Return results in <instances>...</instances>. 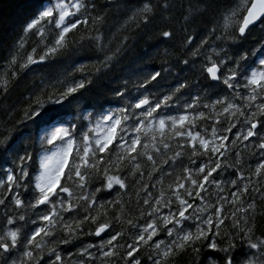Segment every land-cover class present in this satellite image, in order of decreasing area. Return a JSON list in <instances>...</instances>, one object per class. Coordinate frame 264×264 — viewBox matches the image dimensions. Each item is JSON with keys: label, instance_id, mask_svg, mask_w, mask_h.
Returning a JSON list of instances; mask_svg holds the SVG:
<instances>
[{"label": "trees", "instance_id": "1", "mask_svg": "<svg viewBox=\"0 0 264 264\" xmlns=\"http://www.w3.org/2000/svg\"><path fill=\"white\" fill-rule=\"evenodd\" d=\"M40 2L0 0V182H6L8 169L19 176V156L27 153L32 157L27 165L29 177L21 181L20 186L13 185L11 192L7 191L6 183L0 186V199L5 201L0 204V237L9 229H19L23 240L37 227L44 225L40 216L51 208V205L31 206L37 195L31 181L39 172V157L52 147L46 142L42 143V137L46 135L43 122L25 116L30 106L36 107L37 97L45 102L49 115L58 113L63 126L75 127L79 142L80 135L87 132L102 115L110 112L119 114L120 108L128 107L137 98L148 96L153 104L161 102L158 113H154L157 121L162 117L188 115L195 118L193 132L199 131L202 136L211 138L212 127H216L217 135L229 136L224 156L216 154L213 157L221 163L218 174L213 175L217 181H222L224 191L208 183L205 185L207 192L202 195L206 201L215 203L218 197L230 198L231 193L237 192L231 181H237L240 189L247 184L249 191L240 196L239 203L245 208L249 203H255V211L250 214L254 215L251 220L253 239L264 238V170L260 176L254 174L257 166L264 163V152L258 146L262 142L260 137H264V128H258V136L254 138L243 140L241 136L236 140L239 133L247 131L244 117H228L222 112L221 105H216L215 111L212 107H205L225 98L242 106L245 104L243 99L236 98L237 93L242 97L249 94L242 87L245 82L243 75L233 82L236 84L234 91L228 89L222 79L211 81L204 68L209 64V58L216 62L226 61L228 67H235L233 61L245 68L259 66V60L264 58V23L253 27L245 37H240L238 33L245 4L250 6L251 0H211L210 8L209 0H82L87 10L82 9L83 14L79 18L83 20L87 17L88 24H80L68 33L65 46L47 56L41 65L25 68L22 65L27 56L33 54V49L34 57L39 60V56L54 45L58 34L52 25L44 26L43 38L36 34V29L25 32L27 22L36 14L35 5ZM52 2L55 3V0ZM145 5L150 6L149 11H143ZM238 8L241 10L235 17V23L226 30L223 27L224 17ZM165 31L173 35L164 37ZM189 40L191 43H188ZM13 57L16 58L15 64L12 63ZM241 57H247V60ZM224 67L221 64L222 71ZM156 73L159 76L153 80L152 76ZM5 81L7 90L3 87ZM80 81L85 82V87L62 104L49 101V97L55 99L60 91ZM121 92L123 96L117 95ZM166 96L171 99L165 104L163 98ZM190 104L193 107H188ZM140 111L130 108V114L135 115L128 122L129 128ZM201 112L205 114L203 119L199 117ZM230 120L237 126L231 133H226L224 129L229 126ZM50 130L48 126L49 133ZM124 135L130 138L135 134L129 131ZM152 135L156 136L155 140L151 139ZM232 140H236V143H231ZM142 143L150 145L148 152L154 157L155 165L146 156H140L137 161H124L118 172L113 168L112 174L125 178L126 188L114 185L111 190L103 188L96 192V204L87 212L85 209L88 205L79 201V206L72 212L61 213L63 221L57 223L52 236L43 238L44 248L34 250L32 260L23 255L25 249L21 244L11 251L8 264H12L13 260L16 264H21V261L23 264H50L55 260V256L50 255L51 249L61 255L63 264H126V245L133 242L139 226L150 219L146 213L151 211V207L143 203L144 199H148L152 207H157L155 201L161 198L162 192L163 199L174 200L169 185H174L187 175L185 168L192 169L195 174L197 165L208 161L204 155L192 156L188 138L177 137L171 130H166L164 137L158 131L150 132L142 136ZM164 143L169 148H164ZM152 144L159 148L158 152L151 147ZM113 147L118 150V145ZM138 151L142 152L143 148ZM177 152L181 155L176 156ZM104 155L107 158L108 154ZM112 155L115 161V152ZM135 163H140L141 168L140 172L132 175ZM241 175L243 180L239 179ZM104 182L102 174L92 173L82 191L91 196L95 188ZM73 191L77 196L81 194L78 188L73 187ZM180 191L183 194V189ZM16 193L24 201L21 207L15 205ZM76 203L74 199L73 204ZM199 203L197 199L194 205ZM101 204L105 206L103 209ZM158 207L162 214L168 212L163 205ZM172 208L175 211V204ZM225 208L227 211L235 210V206L227 203ZM105 211L107 215L101 214L100 221L107 220L112 227L101 238L94 235L96 225L85 222L82 230L76 229L68 244L62 242L67 236L65 223L75 228L74 221L83 219L89 213L96 215ZM142 212L145 213L143 217ZM20 216H24V220H20ZM114 217H119V220ZM8 218H12V224L7 223ZM129 220L132 224L128 223ZM117 231H122L123 236L114 243L124 247H116L115 256L105 257L103 252L113 249L112 246L101 249V245ZM155 239L167 241L170 238L161 231ZM246 253V246L238 247L234 253L237 264L243 261ZM149 254L154 256L153 248L141 245L135 255L141 264H152V260L148 259ZM222 255L202 247L199 255L191 251L182 252L174 257L171 264H207L208 257L216 260L217 264H223ZM0 264H4L3 256H0Z\"/></svg>", "mask_w": 264, "mask_h": 264}, {"label": "snow or ice", "instance_id": "2", "mask_svg": "<svg viewBox=\"0 0 264 264\" xmlns=\"http://www.w3.org/2000/svg\"><path fill=\"white\" fill-rule=\"evenodd\" d=\"M208 7H211V0H209ZM82 9L87 10V5L82 0H55V3L52 0H41L40 3L36 4V14L27 22L25 32L36 29V34L43 38L45 35L44 25H52L58 30V34L54 45L48 47L45 53L39 56V61L34 57L35 49H33V54L27 56V60L22 67L26 68L30 64L43 62L47 56L56 53L61 47L65 46L68 33L80 24H88L87 17L83 20L79 18L83 14ZM149 10L150 6L145 5L143 11ZM240 10L238 8L224 17L223 27L226 30L235 23V17ZM244 11L246 14L242 16V22L238 26L240 37H244L250 26H253L257 21L264 23V0H251L250 6H247V3L245 4ZM172 35L171 32H163L164 37H171ZM188 43H191V40ZM241 59L246 61L247 57H241ZM12 63H16L15 57H13ZM233 63L235 67H228L226 61L216 62L209 58V64L205 66L204 71L211 80L220 81L222 79L223 84L234 91L236 84L233 82L237 81L240 75H243L245 82L242 87L247 89L249 94L242 97L237 93L236 98L243 99L245 104L242 106L229 102L225 98L223 100L217 99L214 104L205 105V107H212L215 111L216 105H221L222 112L226 113L228 117L237 119L238 117H244L243 123L248 125L247 131L246 133L243 131L239 133L236 140H239L241 136L243 140H249L258 136V128H264V58L259 60V66L256 68L250 66L245 68L237 61H233ZM221 64L225 66L224 71L221 69ZM158 76L159 73H156L152 76V79L155 80ZM3 87L7 90V81L4 82ZM84 87L85 82L80 81L60 91L55 99L52 97L48 99L52 103L62 104L63 101ZM117 95L123 96V93H117ZM170 99L171 97H164L163 103L166 104ZM258 100L260 102L256 103ZM35 104L36 107L32 108L30 106L25 116L28 119L36 118L43 122L46 126L44 129L46 135L42 137V143L46 142L47 145L52 147L46 149L45 154L39 157V172L31 181L37 195L35 203L31 206L36 208L42 205H51V208L48 213L40 216V219L45 222L44 225L37 227L31 235H26L23 240L19 229H9L3 237H0V256L4 257V264H8L11 251L17 249L21 244L24 245L25 249L23 255L32 260L34 250L44 248L43 238L52 236L57 223L63 221L61 213L72 212L75 207L79 206V201H84L88 205L85 209L87 212L96 204V192L102 191L103 188L111 190L114 185H118L121 189L126 188L125 178L112 174L111 170L113 168L118 172L124 161H137L140 156H146L147 160L155 165L154 157L148 152L150 145L142 143V136L158 131L160 136L164 137L166 130H171L177 137L186 136L191 144V155L207 156L208 161L197 165L195 174H193L192 169L185 168L184 172L187 175L178 179L174 185H169L174 200L171 198L163 199L164 193L162 192L161 198L155 201L157 207H152L150 201L144 199L143 203L151 207V211L146 213L150 219L139 226L137 234L133 237V242L126 245V264H141V260L136 258L135 255L139 252L141 245L153 248L154 256L152 254L148 256V259L152 260V264H171L175 256L186 251L199 255L202 247L222 253L223 264H237L234 253L238 247L244 246L247 247V253L240 264H264V238L253 239L251 220L254 219V215L250 214L255 211V203H249L246 208L239 203L240 196L248 193L249 186L245 184L240 189L237 181H231L237 192L231 193L230 198L220 196L215 203L206 201L202 195V193L207 192L205 185L208 183L215 184L221 192L224 191L221 187L222 181H217L213 175L214 173L218 174L221 163L214 160L213 157L216 154L224 156L225 145L229 140L228 135H217L216 127H212L211 138L202 136L199 131L193 132L195 118H190L188 115L168 117L167 119L162 117L157 121L154 113H158L161 102L158 101L153 104L148 96H142L131 102L128 107L120 108L119 114L110 112L102 115L87 132L80 135L78 142L74 126H63V121L58 113L49 115L45 108V102L39 97H37ZM188 107L191 108L193 105L190 104ZM130 108L141 111L139 115L135 116V122L129 128L128 122L135 115V113L130 114ZM204 116L203 112L199 113L201 119ZM217 123H220V121H217ZM57 124L60 126H57ZM228 125L224 129L226 133H231L232 129L237 126L231 120ZM48 126L51 127L50 133L48 132ZM129 131L135 135L126 138L124 133ZM151 139L155 140L156 136L152 135ZM260 139L262 142L258 146L264 150V137H260ZM236 140H232L231 143L235 144ZM114 145H118V150L113 147ZM141 147L143 148L142 152L138 151ZM151 147L155 148L157 152L159 151L155 144H152ZM164 148H169V145L164 143ZM113 152H115V161H113ZM106 153L108 154L107 158L104 155ZM180 155V152L176 153V156ZM31 159L32 157L27 153L19 156L17 163L19 176L12 169H8L6 182H0V186H4L6 183L8 192L12 191L13 185L20 186V182L29 177L27 165ZM192 162L196 163L195 161ZM140 168V163H135L134 171L131 174L135 175L140 172ZM262 170H264V163L257 166L254 174L260 176ZM92 173L102 174L105 182L100 187L95 188L94 193L89 196L84 194L82 190L87 186L89 175ZM210 178L212 179L210 180ZM239 179L243 180V176H239ZM73 187L81 190L79 196L75 195ZM181 189H183V194L180 191ZM74 199L77 202L75 205L73 204ZM197 199L200 203L194 205ZM14 202L17 207L24 204V201L19 198V193H16ZM4 203V199H0V204ZM116 203H119V201ZM226 203L235 206V210L227 211L225 208ZM173 204H175V211L172 208ZM57 205H59V208ZM159 205L167 208L168 212L162 214ZM100 207L103 209L105 206L101 204ZM190 209L192 211H189ZM237 213H244L245 215L238 216ZM101 214L106 216L107 212L85 215L83 219L74 221L75 228L72 224L65 223L64 230L67 236L62 242L68 244L76 229H81L85 222L95 224L94 235L101 236L102 233L112 227L109 221H100ZM144 215L145 213L142 212L141 216ZM114 219L119 220V217H114ZM20 220H24V216H20ZM188 221L192 223L189 224ZM226 221H230V223H226ZM7 223L12 224V218H8ZM128 223L132 224V221L129 220ZM133 227H136V225H133ZM161 231L165 232L170 239L167 241L155 239ZM122 236L123 232L117 231L101 245V249L112 246L113 250L103 252L105 257L115 256L117 254L115 248L124 247L114 243L118 242ZM50 255L55 256V260L51 261L50 264H57V262L63 264L61 255L55 249L50 250ZM12 264H16V261L13 260ZM21 264H23V261H21ZM207 264H217V261L212 257H208Z\"/></svg>", "mask_w": 264, "mask_h": 264}, {"label": "water", "instance_id": "3", "mask_svg": "<svg viewBox=\"0 0 264 264\" xmlns=\"http://www.w3.org/2000/svg\"><path fill=\"white\" fill-rule=\"evenodd\" d=\"M245 14H246V13H245ZM260 23H261L260 21H257L253 26H250L249 30H251L253 27L257 26V25L260 24ZM249 30L246 31V34L248 33ZM246 34H245V36H246ZM245 36H244V37H245ZM37 64L39 65V64H41V62H40V63H37ZM211 81H213V80H211ZM213 82H218V81H213ZM42 206H43V205H42ZM39 207H41V206H39ZM107 231H108V230H107ZM107 231H106V232H107ZM106 232H105V233H106ZM105 233H102L101 236H99L98 238L102 237Z\"/></svg>", "mask_w": 264, "mask_h": 264}, {"label": "bare ground", "instance_id": "4", "mask_svg": "<svg viewBox=\"0 0 264 264\" xmlns=\"http://www.w3.org/2000/svg\"><path fill=\"white\" fill-rule=\"evenodd\" d=\"M22 41V40H21ZM37 61H39V60H37ZM38 63H40V62H38ZM43 62H41V64H42ZM41 64H39V65H41ZM35 66H38V64L36 63V64H30V67H35ZM252 138H254V137H252ZM263 152H264V150H262ZM42 207V206H41ZM101 238V237H100Z\"/></svg>", "mask_w": 264, "mask_h": 264}, {"label": "rangeland", "instance_id": "5", "mask_svg": "<svg viewBox=\"0 0 264 264\" xmlns=\"http://www.w3.org/2000/svg\"><path fill=\"white\" fill-rule=\"evenodd\" d=\"M45 26V25H44Z\"/></svg>", "mask_w": 264, "mask_h": 264}]
</instances>
